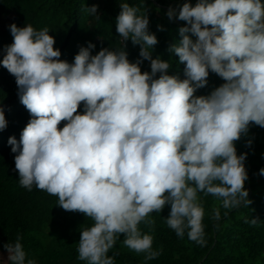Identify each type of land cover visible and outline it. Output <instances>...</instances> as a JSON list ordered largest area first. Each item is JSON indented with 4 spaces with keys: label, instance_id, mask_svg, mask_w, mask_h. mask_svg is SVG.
Returning a JSON list of instances; mask_svg holds the SVG:
<instances>
[{
    "label": "clouds",
    "instance_id": "clouds-1",
    "mask_svg": "<svg viewBox=\"0 0 264 264\" xmlns=\"http://www.w3.org/2000/svg\"><path fill=\"white\" fill-rule=\"evenodd\" d=\"M120 9L116 32L123 43L141 45L135 63L124 50L91 55L95 45L89 42L69 64L54 50L49 30L30 24L9 26L13 43L0 61L31 116L19 142L8 140L19 184L58 197V207L94 222L80 230L78 259L86 264H114L108 253L121 234L124 247L145 261L156 259L162 249L153 250V236L139 226L154 230L151 214L166 205L167 227L181 239L187 231L203 246L205 211L198 194L215 197L228 210L249 206L247 153L238 156L234 142L250 123L264 128L261 0H197L169 8V20L186 22L179 44L169 49L184 65L183 80L168 74V61L152 58L149 49L158 41L148 31V16L128 3ZM87 11L96 16L97 6ZM143 61H150V73L142 74ZM209 72L225 82L195 96L207 86ZM6 126L0 108V130ZM212 218L220 219L219 208ZM21 240L18 235L3 246L8 264H36L26 258Z\"/></svg>",
    "mask_w": 264,
    "mask_h": 264
},
{
    "label": "trees",
    "instance_id": "trees-1",
    "mask_svg": "<svg viewBox=\"0 0 264 264\" xmlns=\"http://www.w3.org/2000/svg\"><path fill=\"white\" fill-rule=\"evenodd\" d=\"M184 2L195 6L197 0H0V18L13 15L8 27L0 29V61L6 54L5 47L13 43L9 26L15 24L22 28L30 24L37 31L49 30V35L55 40L54 50H59L60 59L69 64L74 62L80 47H87L89 42L95 45L91 55L104 48L124 50L129 62L135 63L141 59V45H133L130 40L123 43L116 32L120 4L128 3L139 10L138 15L149 18L148 31L158 41L152 50L149 49L152 58L168 61V74L183 80L186 78L184 65L179 64V58L169 49L173 44H179L182 37L178 30L186 26V22L169 20L166 13L170 7L177 8ZM261 2L264 3V0ZM93 5L97 6L96 16L87 11ZM158 25L164 30H158ZM139 67L142 74L151 71L150 61H143ZM224 82L218 75L209 72L207 86L194 95L207 96ZM0 108L7 122L6 128L0 130V254H6L3 246L9 242L14 244L19 235L26 258L36 264H86V261L78 259L80 230L93 226L94 222L79 212H66L58 207V197L39 191L35 186L29 191L19 184L15 154L11 152L8 140L15 137L19 142L31 116L20 103L15 77L2 65ZM78 114H83V103ZM65 123L61 122L59 127L62 129ZM249 140L252 141L251 146H248ZM234 143L238 156L247 153L244 162L248 175L245 190L249 192L248 200L252 203L249 206L241 204L231 210L219 206V220L212 218V212L204 215L203 246L190 241L187 231L181 239L167 227L164 219L169 215L170 205H166L162 212L151 214L155 220L154 230L144 224L139 226L142 233L153 236V250L162 249L161 255L145 261L144 254H137L123 246L124 235L121 234L108 253L115 256L114 264H264V176L259 175L260 169L264 168V128L250 123L246 136L242 134L240 140ZM201 197L200 203L205 209L212 203L213 196L201 194ZM59 218L62 222L58 234L48 239L45 228L59 226L56 223ZM252 219H257V224H251Z\"/></svg>",
    "mask_w": 264,
    "mask_h": 264
},
{
    "label": "rangeland",
    "instance_id": "rangeland-1",
    "mask_svg": "<svg viewBox=\"0 0 264 264\" xmlns=\"http://www.w3.org/2000/svg\"><path fill=\"white\" fill-rule=\"evenodd\" d=\"M12 19H13L12 14L1 17L0 18V29L1 30L6 29L8 25L10 24V22L12 21ZM243 136H246V134H243ZM263 155H264V151H263ZM198 195L200 196V202H201L202 201L201 194H198ZM219 206H220V202L215 197H213L212 203L207 208L204 209L205 215L210 214L214 208H219ZM61 222H62L61 218L56 219V223L59 224V226H53V227L48 226L45 228V233L48 235V239H50L53 234L55 233L58 234V230L60 228ZM7 257H8V253L0 254V262L3 264L7 263Z\"/></svg>",
    "mask_w": 264,
    "mask_h": 264
}]
</instances>
